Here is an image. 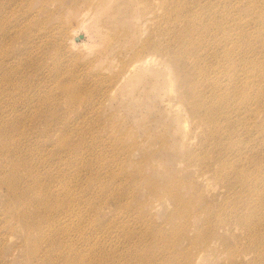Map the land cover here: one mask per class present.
Returning <instances> with one entry per match:
<instances>
[{
    "label": "bare ground",
    "instance_id": "6f19581e",
    "mask_svg": "<svg viewBox=\"0 0 264 264\" xmlns=\"http://www.w3.org/2000/svg\"><path fill=\"white\" fill-rule=\"evenodd\" d=\"M80 1L90 5L89 9L95 16L100 13L109 14L111 9L119 12L118 16L127 15L124 14L126 10L143 16L160 11L157 19L160 22L153 32H164L167 39L170 36L173 38L170 43L157 42L150 37L138 41V44L142 42L137 56L152 49L160 53L161 57L152 52L145 53L130 64L123 63L119 72L107 75L105 79L121 81L126 76L133 87L139 86L140 90L142 87L143 91L149 84L158 93V97L167 102L172 113L173 135L177 134L181 140L176 148H167L169 156L178 158L179 163L183 164L182 170L192 178L206 182L204 194L202 191L192 194L191 190L199 188L197 182L192 178L179 177L181 170L168 167L164 173L153 177L165 179L160 185L152 176L145 178L144 188L154 190L161 200H170L176 207V211L170 215L174 219L170 231L172 235H164L169 236L170 240L177 236L189 245L186 247L188 252L176 251V258L182 255L184 264L201 263L213 249L220 248L233 262L238 257L246 260L247 255L252 253L251 264H264V121L256 124V119L264 112V58H258L264 52V30L250 35L242 25L244 21L241 14H238L240 0ZM6 3L14 5L19 13H26L29 2L0 0V156L14 154L25 167L17 178L0 179V183L7 185L9 196H14V202L19 204L17 212L11 214L12 219H17L23 227L27 257L32 259L30 264L42 251L45 258L43 264H55L52 256H48V251L55 247L64 250L60 251L62 264L106 263L98 256L96 226L93 222L85 223L83 227L79 223V238L71 237L68 243L62 241V237H57L61 234L66 236L74 230L66 228L60 222L61 216H56L55 211L65 209L70 204H67V197H61L51 189L48 183L50 178H41L34 163H28L29 156L23 152L32 139V131H29L39 119L45 117L46 111L43 102H40L37 106L38 115L29 119L24 130L21 129L17 111L29 106L30 102L22 90L26 80L18 71L21 65L25 70L29 63L19 61H25L22 56L26 53L21 46L20 36L3 27L11 12ZM246 4L244 13L257 11L258 18L264 22V3L247 0ZM43 7L55 12L61 8V3H58V8L50 9L46 3L37 11H32L41 14L39 10ZM52 16L45 13L48 20ZM98 22L99 18L93 25L95 32L98 30ZM238 25L243 27L239 32ZM114 26L116 28L108 33L110 40L107 47H113L117 40L130 33L123 20L117 21ZM49 34L58 40L59 45L65 43L68 47L78 45L80 40L77 42V38L84 35L78 29L69 32L68 24L62 27L52 24ZM256 76L261 80L253 87L250 80ZM59 86L66 93L67 101L82 102L85 99H79L78 91L71 90V86ZM116 90L111 89L110 94ZM239 109H245V112L236 117ZM11 116L14 118L6 119ZM251 123L258 126L256 130L250 129ZM245 144L257 149L254 158L249 157L254 150ZM185 147L190 149L185 151ZM12 160V165L17 168L15 160ZM215 165H218L216 171ZM182 188L187 190L189 197L181 193ZM217 189L218 192H215ZM200 201L203 203L201 211L195 206ZM191 219L199 222L197 227ZM86 225H89L88 229ZM56 231L60 235H55ZM151 231L147 229V234ZM34 233H39V237ZM227 233L238 236L241 245L232 244ZM41 240L45 242V248L41 246ZM79 243L78 247L85 248L87 245L88 249L80 250L77 247ZM192 249L196 252L193 253ZM247 249L250 251L245 252ZM89 250L93 255L86 258ZM176 258L171 262L178 264Z\"/></svg>",
    "mask_w": 264,
    "mask_h": 264
},
{
    "label": "rangeland",
    "instance_id": "374dc122",
    "mask_svg": "<svg viewBox=\"0 0 264 264\" xmlns=\"http://www.w3.org/2000/svg\"><path fill=\"white\" fill-rule=\"evenodd\" d=\"M52 1L28 0L29 10L26 13H19L14 5L6 3L11 12L3 27L20 36L21 46L26 53L22 56L25 61L18 60L23 64L26 61L29 63L25 70L21 65L18 71L26 80L22 90L30 102L29 106L17 111L21 129L24 130L29 119L38 115L37 106L40 102H43L46 111L45 117L39 119L29 131H32V139L23 152L29 156L28 163H34L41 178H50L48 183L51 189L61 197H67V204H70L65 209L55 211L56 216H61L60 222L74 230L67 232L66 236L60 235L58 231L54 233L68 243L71 237L79 238V223L83 227V224L93 222L96 226L98 256L106 261L101 264H150V261L151 264H175L171 260L176 258V251H189L186 241L177 236L170 240L169 236L164 235H172L170 231L174 219L170 215L176 211V207L170 200H161L154 190L144 188L145 178L157 177L168 167L181 170L179 177H193L182 170L183 164L179 163L178 158L169 156L167 148H176L181 141L177 134L173 135L170 106L158 97V93L149 84L144 91L141 87V91L139 86L133 87L126 76L121 81L105 79V76L119 72L123 63L130 64L145 53L152 52L161 57L160 53L152 49L136 55L142 42L138 44L140 40L150 37L157 42L173 41L172 36L167 39L164 32H153L160 22L157 19L161 12L155 11L143 16L126 10L124 14L127 15L118 16L119 12L111 9L109 14L100 13L95 16L89 9L90 5L80 0ZM256 1L264 3V0ZM46 3L50 9L58 8V3H61V8L50 12L43 7L39 10L41 14L32 11H37ZM246 3L247 0H240L238 14H241L244 21L242 25L250 35L261 33L264 22L258 18L257 11L244 13ZM45 13L52 14L53 18L46 19ZM98 18V30L95 32L93 25ZM120 20L128 25L130 33L117 40L113 47H107L110 40L108 33L116 28L113 25ZM246 23L251 25L247 26ZM52 24L60 27L68 24L69 32L78 29L84 35L77 38V42L80 40L78 45H59L58 40L49 34ZM242 25H238V32L243 28ZM258 58H264V52ZM260 80L256 76L250 82L255 87ZM110 84L111 87L105 91ZM59 85L71 86V90L78 91L79 99H85L82 102L67 101V95ZM113 88L117 90L110 94ZM244 112L245 109H239L236 117ZM263 116L264 112L260 113L256 124L264 121ZM256 124L251 123L250 129L256 130ZM176 138H179L177 142L174 141ZM10 145L12 150L11 142ZM245 146L254 150L252 153L249 151V157L254 158L257 149L250 144ZM189 149L185 147V151ZM12 159L18 169L12 165ZM19 160L10 153L8 156H0V179L17 178L25 168ZM217 167L215 165V171ZM153 179L159 185L165 180ZM192 179L199 187L191 190L192 194L198 191L204 194L206 182ZM181 193L190 196L185 188L181 189ZM14 201V196H9L7 185L0 183V264H30L32 259L27 257L23 227L17 219H12L11 214L19 208V204ZM195 206L201 211L203 203L196 202ZM245 211L249 212L247 209ZM191 222L195 227L198 226L196 220L191 219ZM88 228L89 225H86ZM147 229L152 230L150 234H147ZM240 232L241 228L238 230L239 235ZM34 235L39 237V233ZM227 236L232 244L241 245L238 236H230L229 233ZM41 246L46 247L42 240ZM78 248L83 251L88 246ZM60 251L64 252L57 247L48 251V256H52L55 264H62ZM192 251L196 252L194 249ZM89 255H93L90 250L86 258ZM247 256L246 260L238 257L233 262L222 249L217 248L208 253L201 263L194 264H251L252 253ZM178 258V264L185 263L182 255ZM44 261L43 251L33 258V264H43ZM195 261L198 262L197 259Z\"/></svg>",
    "mask_w": 264,
    "mask_h": 264
}]
</instances>
